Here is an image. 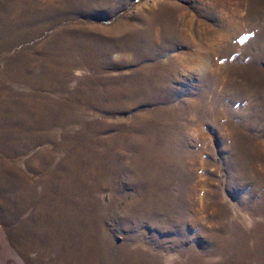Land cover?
Masks as SVG:
<instances>
[{
    "label": "rangeland",
    "instance_id": "374dc122",
    "mask_svg": "<svg viewBox=\"0 0 264 264\" xmlns=\"http://www.w3.org/2000/svg\"><path fill=\"white\" fill-rule=\"evenodd\" d=\"M0 264H264V0H0Z\"/></svg>",
    "mask_w": 264,
    "mask_h": 264
},
{
    "label": "snow or ice",
    "instance_id": "6c2138e0",
    "mask_svg": "<svg viewBox=\"0 0 264 264\" xmlns=\"http://www.w3.org/2000/svg\"><path fill=\"white\" fill-rule=\"evenodd\" d=\"M244 39H247V37H245Z\"/></svg>",
    "mask_w": 264,
    "mask_h": 264
}]
</instances>
